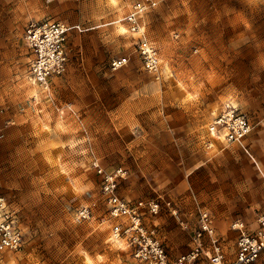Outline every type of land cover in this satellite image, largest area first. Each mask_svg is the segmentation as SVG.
<instances>
[{
    "label": "rangeland",
    "instance_id": "obj_1",
    "mask_svg": "<svg viewBox=\"0 0 264 264\" xmlns=\"http://www.w3.org/2000/svg\"><path fill=\"white\" fill-rule=\"evenodd\" d=\"M130 0H0V196L23 234L0 264H137L100 195L98 160L121 168L117 193L127 201L171 200L189 222L168 212L155 224L171 258L193 246L195 194L212 218L226 260L236 219L248 228L264 212V0H163L143 16L158 49L156 73L142 69L124 30ZM77 24L64 71L48 85L29 79L30 20ZM111 55L129 62L109 70ZM225 100L251 122L241 143L205 148L206 125ZM91 216L75 218L80 206ZM195 211V212H194ZM250 264H264V251Z\"/></svg>",
    "mask_w": 264,
    "mask_h": 264
},
{
    "label": "built area",
    "instance_id": "obj_2",
    "mask_svg": "<svg viewBox=\"0 0 264 264\" xmlns=\"http://www.w3.org/2000/svg\"><path fill=\"white\" fill-rule=\"evenodd\" d=\"M163 0H130L122 23L130 34L133 52L143 70L156 73L161 65L156 46L146 38L143 28V16L155 9ZM131 18V19H129ZM143 31H133V29ZM80 31L77 24L45 18L30 20L24 26L23 40L31 51L29 79L33 83L48 85L49 80L60 75L67 62V39L71 31ZM147 50V56H145ZM129 62V55H111L107 61L109 70H118ZM251 122L240 107L231 100H225L217 113L206 125V131L212 139L223 145L241 143L251 131ZM210 148L208 140L203 142ZM91 166L99 176L100 195L104 201L109 218L115 220L110 229V238L121 241L137 264H250L264 251V213L255 214V225L248 228L239 219L230 223L235 232V249L232 260H226L221 238L217 235L212 218L205 209L197 208L196 227L191 232L193 246L171 258L160 240L155 224H147L145 217H156L161 210L172 215L177 213L171 200L148 199L127 201L117 193L118 179L124 171L119 168L106 172L96 158L91 159ZM91 216L88 205L80 206L75 211V218L86 220ZM183 230L189 225L179 222ZM23 234L14 212L0 196V262L3 253L20 249Z\"/></svg>",
    "mask_w": 264,
    "mask_h": 264
},
{
    "label": "crops",
    "instance_id": "obj_3",
    "mask_svg": "<svg viewBox=\"0 0 264 264\" xmlns=\"http://www.w3.org/2000/svg\"><path fill=\"white\" fill-rule=\"evenodd\" d=\"M219 141V140H218ZM218 141H215L214 142V144H216ZM220 142V141H219ZM221 145H223V144H221ZM190 197H191V199H192V201H193V204H194V210L196 211V213H194V215H195V220H196V215H197V208L198 207H200L201 209H205V208H202L200 205H199V200L197 199V197H196V195L195 194H192L191 193V195H190ZM176 210H177V213L175 214V215H172V214H170L169 212H168V215L169 216H172L177 222L179 221H184V222H186L188 225H189V222L187 221V220H185V219H183L182 217H181V213H179V210H178V208L176 207ZM194 211V212H195ZM259 212H263V211H259ZM264 213V212H263ZM178 222V223H179ZM230 225V224H229ZM182 229V228H181ZM183 230V229H182ZM190 230V226H189V228H188V230H183V231H189Z\"/></svg>",
    "mask_w": 264,
    "mask_h": 264
},
{
    "label": "bare ground",
    "instance_id": "obj_4",
    "mask_svg": "<svg viewBox=\"0 0 264 264\" xmlns=\"http://www.w3.org/2000/svg\"><path fill=\"white\" fill-rule=\"evenodd\" d=\"M124 30H125V27H124ZM124 33H125V31H124ZM207 134H208V133H207ZM211 136H212V135H209V134H208V138H207L208 142L211 143V144H210V147H212L213 144H214V142L216 141V140H213Z\"/></svg>",
    "mask_w": 264,
    "mask_h": 264
},
{
    "label": "snow or ice",
    "instance_id": "obj_5",
    "mask_svg": "<svg viewBox=\"0 0 264 264\" xmlns=\"http://www.w3.org/2000/svg\"><path fill=\"white\" fill-rule=\"evenodd\" d=\"M111 2H112V3H115L116 0H111ZM129 19H131V18H129ZM137 30H138V31H141V32L143 31V29H136V28L133 29V31H137ZM122 31H126V30H122ZM145 56H147V50H145Z\"/></svg>",
    "mask_w": 264,
    "mask_h": 264
}]
</instances>
